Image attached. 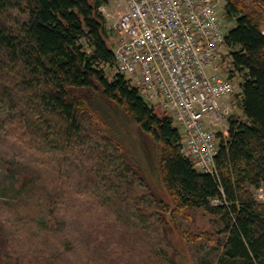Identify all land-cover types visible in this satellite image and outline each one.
I'll list each match as a JSON object with an SVG mask.
<instances>
[{
	"label": "trees",
	"instance_id": "trees-1",
	"mask_svg": "<svg viewBox=\"0 0 264 264\" xmlns=\"http://www.w3.org/2000/svg\"><path fill=\"white\" fill-rule=\"evenodd\" d=\"M223 1L243 117L231 114L228 133H217L212 173L197 170L181 152L182 129L171 111L146 100L125 75L108 78L104 65L114 62L115 40L101 6L109 0H0V126L38 159L68 155L74 169L125 180L134 166L104 108L115 104L157 145V177L173 196L174 213L203 209L218 220V228L191 237L203 239L196 241L203 250L196 264H264V202L255 195L264 187V0ZM59 170L53 172L60 178ZM37 189L15 205L43 200L47 216H60L77 202L58 183L45 193ZM82 190L89 191H69ZM45 224L46 245L53 237L61 253L45 248L42 264H68L67 252L90 264L92 244L84 233ZM84 225L92 224L86 218ZM78 240L85 246L79 254Z\"/></svg>",
	"mask_w": 264,
	"mask_h": 264
},
{
	"label": "rangeland",
	"instance_id": "rangeland-1",
	"mask_svg": "<svg viewBox=\"0 0 264 264\" xmlns=\"http://www.w3.org/2000/svg\"><path fill=\"white\" fill-rule=\"evenodd\" d=\"M121 1L109 0L101 6L109 26L124 8ZM214 1L222 14L224 1ZM230 27L225 23L224 32ZM113 35L115 40V33ZM104 108L121 133L126 155L134 166L126 181L111 175L87 174L80 166L74 169L68 155L53 154L38 159L7 137L0 126V264H42L47 254L43 253L45 248L59 253L60 250L52 246L53 237L46 245V222L57 230H72L74 236L84 233L85 242L90 240L92 244L88 255L90 264L197 263L202 249L196 243L199 239L193 241L191 237L200 230L218 228V220L203 209L174 213L173 196L157 177V145L115 104H105ZM232 113L243 117L236 104L217 123H208L210 129L227 134ZM54 168L60 171V178L53 172ZM49 183L52 186L58 183L69 190L78 186L89 191L76 194L68 190L67 197L70 195L72 199L73 194L77 202H71L69 210L62 211L60 216L57 212L47 216L45 207L42 208L43 200H35V206L31 204L30 207L15 205L33 185L38 186L37 191L41 194L52 188ZM255 195L264 202V187L257 188ZM86 218L92 224L89 227L84 225ZM78 248V254L85 248L79 240ZM70 254L65 255L68 264H87L85 258L79 262ZM166 255L170 260L165 258Z\"/></svg>",
	"mask_w": 264,
	"mask_h": 264
},
{
	"label": "built area",
	"instance_id": "built-area-1",
	"mask_svg": "<svg viewBox=\"0 0 264 264\" xmlns=\"http://www.w3.org/2000/svg\"><path fill=\"white\" fill-rule=\"evenodd\" d=\"M121 3L110 24L116 39L114 62L104 65L108 78L125 75L146 100L171 111L182 129L181 152L197 170L212 173L219 138L208 123L243 104L217 2Z\"/></svg>",
	"mask_w": 264,
	"mask_h": 264
}]
</instances>
